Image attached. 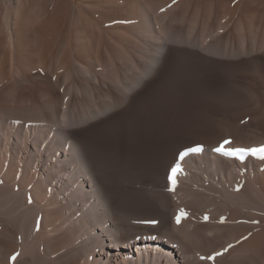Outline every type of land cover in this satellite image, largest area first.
Returning a JSON list of instances; mask_svg holds the SVG:
<instances>
[{
  "label": "bare ground",
  "instance_id": "bare-ground-1",
  "mask_svg": "<svg viewBox=\"0 0 264 264\" xmlns=\"http://www.w3.org/2000/svg\"><path fill=\"white\" fill-rule=\"evenodd\" d=\"M171 57L233 79L130 208L89 137ZM221 145L264 146V0H0V264H264V160Z\"/></svg>",
  "mask_w": 264,
  "mask_h": 264
},
{
  "label": "rangeland",
  "instance_id": "rangeland-1",
  "mask_svg": "<svg viewBox=\"0 0 264 264\" xmlns=\"http://www.w3.org/2000/svg\"><path fill=\"white\" fill-rule=\"evenodd\" d=\"M220 66L200 59L169 58L159 81L143 97L117 121L91 133L93 153L123 205L133 208L142 194L158 190L150 179L162 167L169 146L195 139L209 120L220 118L224 102L216 90L233 79Z\"/></svg>",
  "mask_w": 264,
  "mask_h": 264
},
{
  "label": "snow or ice",
  "instance_id": "snow-or-ice-1",
  "mask_svg": "<svg viewBox=\"0 0 264 264\" xmlns=\"http://www.w3.org/2000/svg\"><path fill=\"white\" fill-rule=\"evenodd\" d=\"M230 143L229 141H224V144H228ZM202 147L201 146H197L191 149L186 150L185 152H182L180 154L179 159L183 160L187 155H189V153H200L202 152ZM214 151H216L217 153L226 156V157H231V158H236L239 159L241 162L244 161L246 156H252L255 157L257 159L260 160H264V146L259 147V148H251V149H233V150H224V145H221L220 147H217L216 149H214ZM180 166L179 164H177L176 166H174L171 169V176L169 177L170 180H172L173 184L175 183L174 177L175 175L180 172ZM177 222L179 223V218L177 220ZM217 255H221V253H217ZM212 259H214V257H210ZM13 259H15V257H13Z\"/></svg>",
  "mask_w": 264,
  "mask_h": 264
}]
</instances>
